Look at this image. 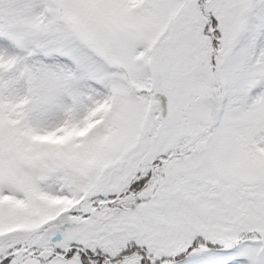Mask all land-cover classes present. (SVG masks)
Instances as JSON below:
<instances>
[{"label":"snow or ice","instance_id":"1","mask_svg":"<svg viewBox=\"0 0 264 264\" xmlns=\"http://www.w3.org/2000/svg\"><path fill=\"white\" fill-rule=\"evenodd\" d=\"M0 264H264V0H0Z\"/></svg>","mask_w":264,"mask_h":264}]
</instances>
